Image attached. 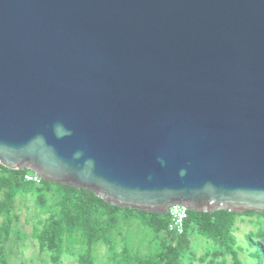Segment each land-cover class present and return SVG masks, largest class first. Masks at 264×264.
Segmentation results:
<instances>
[{"label":"water","instance_id":"obj_1","mask_svg":"<svg viewBox=\"0 0 264 264\" xmlns=\"http://www.w3.org/2000/svg\"><path fill=\"white\" fill-rule=\"evenodd\" d=\"M0 163L264 213V0H0Z\"/></svg>","mask_w":264,"mask_h":264},{"label":"trees","instance_id":"obj_2","mask_svg":"<svg viewBox=\"0 0 264 264\" xmlns=\"http://www.w3.org/2000/svg\"><path fill=\"white\" fill-rule=\"evenodd\" d=\"M28 168L0 163V264H13L11 248L24 245L27 233L18 226L16 200L32 197L36 218L31 236L48 262L98 264L96 249L106 251L105 264H264V213L227 209H189L184 231L169 229V213L111 204L94 191L74 185L27 179ZM33 217V218H34ZM246 218L256 227L238 243L237 224ZM33 264V263H32Z\"/></svg>","mask_w":264,"mask_h":264},{"label":"rangeland","instance_id":"obj_3","mask_svg":"<svg viewBox=\"0 0 264 264\" xmlns=\"http://www.w3.org/2000/svg\"><path fill=\"white\" fill-rule=\"evenodd\" d=\"M16 209L20 213L19 227L25 233H27V237L24 240V245L21 247L12 246L11 248V261L13 264H42L48 262V256L45 252H40L39 247L37 245L36 240H34L31 236V232L33 229L34 222L36 218L34 214L39 209H36L35 202L32 197H29L28 200L22 201L20 199L16 200ZM34 217V218H33ZM1 222V219H0ZM256 227L246 218L244 221H239L237 224L236 234L238 236V243L241 246H245L246 242V233H248L251 229H255ZM96 255L98 256V264H105L106 262V251L103 246H99L96 249ZM241 255L244 256L245 262L248 264L250 262V258L246 253ZM65 264H77L75 257L66 256Z\"/></svg>","mask_w":264,"mask_h":264},{"label":"built area","instance_id":"obj_4","mask_svg":"<svg viewBox=\"0 0 264 264\" xmlns=\"http://www.w3.org/2000/svg\"><path fill=\"white\" fill-rule=\"evenodd\" d=\"M26 178L35 180L36 182H40L42 179V177L36 173H29L26 175ZM168 213L170 216L169 229L178 234L182 233L184 231L185 221L189 214V208L185 205L173 204L170 206Z\"/></svg>","mask_w":264,"mask_h":264}]
</instances>
